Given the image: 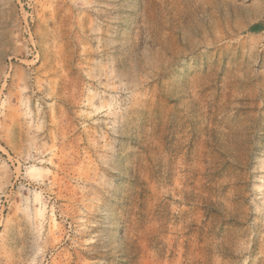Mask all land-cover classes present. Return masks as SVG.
<instances>
[{
  "label": "rangeland",
  "instance_id": "1",
  "mask_svg": "<svg viewBox=\"0 0 264 264\" xmlns=\"http://www.w3.org/2000/svg\"><path fill=\"white\" fill-rule=\"evenodd\" d=\"M264 0H0V264H264Z\"/></svg>",
  "mask_w": 264,
  "mask_h": 264
},
{
  "label": "trees",
  "instance_id": "2",
  "mask_svg": "<svg viewBox=\"0 0 264 264\" xmlns=\"http://www.w3.org/2000/svg\"><path fill=\"white\" fill-rule=\"evenodd\" d=\"M253 31H259V32H261V31H264V28L263 27H260V26H257L255 28H253Z\"/></svg>",
  "mask_w": 264,
  "mask_h": 264
},
{
  "label": "crops",
  "instance_id": "3",
  "mask_svg": "<svg viewBox=\"0 0 264 264\" xmlns=\"http://www.w3.org/2000/svg\"><path fill=\"white\" fill-rule=\"evenodd\" d=\"M261 32H263V33H264V31H261Z\"/></svg>",
  "mask_w": 264,
  "mask_h": 264
}]
</instances>
